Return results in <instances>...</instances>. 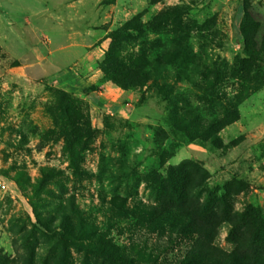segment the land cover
Here are the masks:
<instances>
[{
	"label": "rangeland",
	"instance_id": "374dc122",
	"mask_svg": "<svg viewBox=\"0 0 264 264\" xmlns=\"http://www.w3.org/2000/svg\"><path fill=\"white\" fill-rule=\"evenodd\" d=\"M53 45L107 97L43 76ZM109 50L145 81L115 83ZM184 162L196 214L168 190ZM207 194L264 214V0H0V264H179ZM232 229L215 255L249 251Z\"/></svg>",
	"mask_w": 264,
	"mask_h": 264
},
{
	"label": "trees",
	"instance_id": "16d2710c",
	"mask_svg": "<svg viewBox=\"0 0 264 264\" xmlns=\"http://www.w3.org/2000/svg\"><path fill=\"white\" fill-rule=\"evenodd\" d=\"M104 64L107 67L109 65L110 70L120 74L121 77L113 76V80L118 85L125 87L126 85H138L145 81V78H141L138 73L129 71L122 72L123 65L116 60L111 50L106 53ZM190 167V172H187V167ZM178 171L181 176H177V180L170 179L168 181V190L171 195V201L178 205L189 203L191 207L190 213L196 214L197 211L195 201L192 199V191L195 186L200 184L207 177L206 171L199 165L193 162H184L179 167ZM191 190V192H189ZM171 206L175 211H183L185 207ZM202 211H206L209 214H205L203 223L198 224L195 221L182 224L177 222L179 232L183 234H195L197 236H203L202 241L199 243L196 239L192 249L188 252L187 256L179 264H264V214L253 206H247L243 213L231 214L228 210V204L225 198L216 197L212 194H207L202 204L199 205ZM222 214L217 218L219 212ZM186 212V211H185ZM184 212V213H185ZM187 213V212H186ZM180 216V215H179ZM229 220L233 226L232 234L236 236L234 241L237 243L239 249H249L246 253L233 252L223 256L215 255L214 248L210 244L214 235L215 227L219 220ZM236 233V235H235ZM241 241V242H240ZM243 244V245H240ZM199 246V247H198ZM95 249L103 256H107L108 253L99 248ZM6 264V263H4Z\"/></svg>",
	"mask_w": 264,
	"mask_h": 264
},
{
	"label": "crops",
	"instance_id": "0c3cea01",
	"mask_svg": "<svg viewBox=\"0 0 264 264\" xmlns=\"http://www.w3.org/2000/svg\"><path fill=\"white\" fill-rule=\"evenodd\" d=\"M44 52V50L39 48V53L44 58V62H40L39 70L43 76L52 77L54 82L73 91H80L90 84H97L102 88V91H99L98 93L96 91H92L90 96L97 98L107 97L106 93L109 92L108 89L110 85L107 82L97 81V73L94 75L83 74L82 77H80L78 74L73 76L71 72L61 69L62 64L67 62L70 55L66 53L58 54L54 45L48 51V54H44Z\"/></svg>",
	"mask_w": 264,
	"mask_h": 264
}]
</instances>
